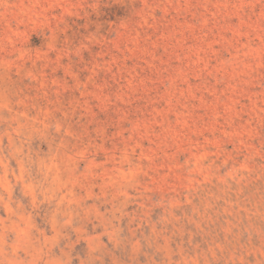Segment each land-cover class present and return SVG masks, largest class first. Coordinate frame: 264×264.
<instances>
[{"label": "rangeland", "instance_id": "1", "mask_svg": "<svg viewBox=\"0 0 264 264\" xmlns=\"http://www.w3.org/2000/svg\"><path fill=\"white\" fill-rule=\"evenodd\" d=\"M0 264H264V0H0Z\"/></svg>", "mask_w": 264, "mask_h": 264}]
</instances>
